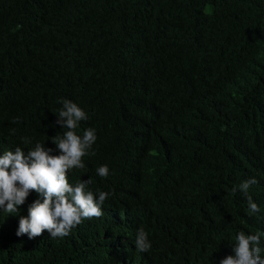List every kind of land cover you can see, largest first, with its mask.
I'll return each instance as SVG.
<instances>
[{"label": "trees", "instance_id": "16d2710c", "mask_svg": "<svg viewBox=\"0 0 264 264\" xmlns=\"http://www.w3.org/2000/svg\"><path fill=\"white\" fill-rule=\"evenodd\" d=\"M61 98L97 134L69 181L114 195L30 240L32 192L0 215V264H219L238 231L264 232V0H0V154L22 138L58 154ZM252 177L250 216L232 189Z\"/></svg>", "mask_w": 264, "mask_h": 264}, {"label": "clouds", "instance_id": "9594fccd", "mask_svg": "<svg viewBox=\"0 0 264 264\" xmlns=\"http://www.w3.org/2000/svg\"><path fill=\"white\" fill-rule=\"evenodd\" d=\"M58 103L62 107L58 109L56 124L63 131L50 138L58 154H53L54 149L46 148L45 143L40 142L25 151L23 145L31 143L28 138H22L23 143L0 154L1 217L3 213L19 215V206L26 203L32 192L39 197L28 206L27 216L19 215L17 237L27 235L31 240L45 231L51 239L67 237L85 219L102 218L105 201L114 195L91 190V178L74 183L69 181L70 171L85 168L83 158L94 155L92 148L97 134L93 127L84 129L82 135L77 134L80 123L89 118L87 113L71 100L61 98ZM18 122L19 117L13 121ZM96 174L107 178L110 175L108 165L99 166ZM257 183L252 177L232 189L233 194L239 190L244 195L250 216L260 212L258 204L249 195L251 186ZM263 238L264 232L238 231L229 255L219 264H264ZM134 244L135 250L141 253L151 249L148 233L143 227L137 230Z\"/></svg>", "mask_w": 264, "mask_h": 264}]
</instances>
